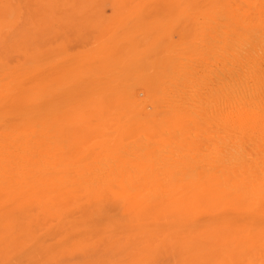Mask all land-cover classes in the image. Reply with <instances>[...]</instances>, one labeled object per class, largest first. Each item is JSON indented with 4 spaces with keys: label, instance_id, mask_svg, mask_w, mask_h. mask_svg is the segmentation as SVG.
Here are the masks:
<instances>
[{
    "label": "rangeland",
    "instance_id": "1",
    "mask_svg": "<svg viewBox=\"0 0 264 264\" xmlns=\"http://www.w3.org/2000/svg\"><path fill=\"white\" fill-rule=\"evenodd\" d=\"M218 6L0 0V264H264V197L239 200L215 171L181 187L179 205L163 210L132 209L71 187L84 176L114 175L111 157L125 143L148 147L146 137L171 143L185 136L165 135L187 127L183 112L157 114L154 134L137 118L115 117L130 97L153 110L149 84L155 97L164 94L155 80L180 87L199 77L195 70L214 53ZM197 149L199 156L186 149L170 169L205 171L210 151ZM131 159L141 168L154 163L150 156Z\"/></svg>",
    "mask_w": 264,
    "mask_h": 264
},
{
    "label": "bare ground",
    "instance_id": "2",
    "mask_svg": "<svg viewBox=\"0 0 264 264\" xmlns=\"http://www.w3.org/2000/svg\"><path fill=\"white\" fill-rule=\"evenodd\" d=\"M215 1L221 6L216 7L211 21L214 50L211 49L214 53L210 54L213 56L200 67V71L195 70L201 76L183 79L180 87L177 83L166 86L161 79L155 80V84L160 82L158 90L164 94L162 98L155 97L157 88L149 84L148 100L154 102L153 110L147 111L145 105L130 97L115 117L128 121L137 118L138 122L154 127L149 128V134H154L157 126L151 123L157 114H164L167 119L171 113L183 112L188 120L187 127L183 125L182 130L175 126L167 128L165 135L173 138L183 131L181 135L185 136L177 141L172 139L171 143L146 137L143 142L148 147L140 146L139 141L125 143L119 153L111 157L115 165L111 169L115 170L114 175L99 173L84 176L75 185L71 182V187L80 185L86 197L96 193L95 197L104 194L117 198L124 207L154 206L163 210L179 205L177 196L181 187H194L208 172L215 171L218 182L239 200L253 203L264 197V0ZM225 73L227 77L223 76ZM187 88L190 92L188 98L184 95ZM76 98H73L74 101ZM62 100L68 101V98ZM163 125L168 124L165 122ZM196 126L203 129L198 130ZM199 146H205L210 151L207 154L206 150L201 151L202 154L205 152L204 158L205 155L211 156L206 158L205 171L197 168L185 174L170 169V163L178 157L182 159L186 149L189 153L192 151L193 156ZM200 150L197 149L198 152ZM132 155L134 158L150 156L154 163L141 168L138 163L132 164ZM106 165L110 168V164Z\"/></svg>",
    "mask_w": 264,
    "mask_h": 264
}]
</instances>
